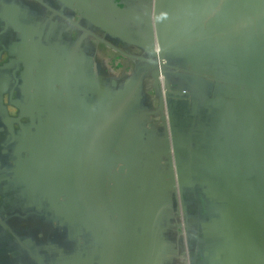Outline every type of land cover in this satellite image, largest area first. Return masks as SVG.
<instances>
[{"label": "crops", "instance_id": "crops-1", "mask_svg": "<svg viewBox=\"0 0 264 264\" xmlns=\"http://www.w3.org/2000/svg\"><path fill=\"white\" fill-rule=\"evenodd\" d=\"M260 1L0 0V264H240L234 190L263 160L264 94L234 82L264 86Z\"/></svg>", "mask_w": 264, "mask_h": 264}, {"label": "water", "instance_id": "water-1", "mask_svg": "<svg viewBox=\"0 0 264 264\" xmlns=\"http://www.w3.org/2000/svg\"><path fill=\"white\" fill-rule=\"evenodd\" d=\"M91 0H76L75 6L80 11H88L91 9ZM261 12L264 13V0L260 1ZM154 33L155 39L153 44L151 45V53L153 55V62L155 63L156 67L152 71V75L155 78L157 83H160L161 89V77L164 76V80L166 82L168 92H167V105L169 110V121H170V128H171V136L174 143L175 148V159L177 163V175H178V183L176 180L175 168L173 165V157L171 154V145H170V135L167 123V115L165 111H163V118L167 123V149L169 153L170 159V167L171 173L173 176V185L175 188V192L181 198L179 204V225L181 227L182 234L184 236L187 235L186 229V213L183 207V190H182V180H181V160L178 151V146L175 137V131L172 128V120H171V110L169 108V92H171V83L167 81L166 76V67L168 63L166 61V53H167V46L166 44L161 42L160 38V27L154 18ZM220 82V81H219ZM238 87L242 88L244 91V96L249 97V92H255L256 94L262 95L264 94V86H252L248 82L240 79L237 82H234ZM205 86V85H204ZM203 86V90L206 91L205 87ZM230 86H228L229 88ZM217 90V85L215 87L213 85L211 96L207 98L206 104L212 106H219L226 103L227 97L226 95L215 94ZM231 91V90H230ZM249 91V92H248ZM186 92V90H184ZM232 92V91H231ZM162 94V93H161ZM162 103H163V110L165 109V102L162 96ZM264 141V140H263ZM264 148H261L263 150ZM246 173L249 175L253 173L251 177H241L237 180L238 184L234 190V205L237 208L236 213L237 217L240 220V234H241V243H240V250L246 252V255L243 257L240 264H264V156L263 160L259 159L258 157L253 158L251 162V166L247 164H243ZM125 168V164H120L118 169L123 171ZM241 187V193L240 189ZM189 257H187V262L189 264ZM244 260V261H243ZM113 264H118L113 263Z\"/></svg>", "mask_w": 264, "mask_h": 264}, {"label": "built area", "instance_id": "built-area-1", "mask_svg": "<svg viewBox=\"0 0 264 264\" xmlns=\"http://www.w3.org/2000/svg\"><path fill=\"white\" fill-rule=\"evenodd\" d=\"M167 92H168V88H167V85H166V82L164 80V76L161 77V93H162V96H163V99H164V102H165V114L167 115V123H168V129H169V135H170V145H171V154H172V157H173V165H174V168H175V174H176V180H177V183H178V175H177V170H176V167L178 166L177 163H176V159H175V148H174V143H173V140H172V136H171V128H170V121H169V110H168V105H167Z\"/></svg>", "mask_w": 264, "mask_h": 264}, {"label": "rangeland", "instance_id": "rangeland-1", "mask_svg": "<svg viewBox=\"0 0 264 264\" xmlns=\"http://www.w3.org/2000/svg\"><path fill=\"white\" fill-rule=\"evenodd\" d=\"M205 82V81H204ZM217 85V89L220 90V89H225V88H228L229 85H225L223 82H217L215 83ZM215 84H214V87H215ZM205 85V84H204Z\"/></svg>", "mask_w": 264, "mask_h": 264}]
</instances>
